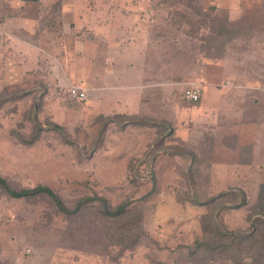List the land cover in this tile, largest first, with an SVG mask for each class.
<instances>
[{
    "label": "rangeland",
    "instance_id": "obj_1",
    "mask_svg": "<svg viewBox=\"0 0 264 264\" xmlns=\"http://www.w3.org/2000/svg\"><path fill=\"white\" fill-rule=\"evenodd\" d=\"M87 41L112 57L91 67ZM131 49L142 107L105 114L88 86L113 85ZM211 83L218 118L201 115ZM263 105L264 0H0V176L70 209L95 198L67 214L0 191V264H264V153L238 126L263 144Z\"/></svg>",
    "mask_w": 264,
    "mask_h": 264
},
{
    "label": "crops",
    "instance_id": "obj_2",
    "mask_svg": "<svg viewBox=\"0 0 264 264\" xmlns=\"http://www.w3.org/2000/svg\"><path fill=\"white\" fill-rule=\"evenodd\" d=\"M96 45L91 41H87L84 48V59L85 61L88 60L91 62V67L93 65L92 62H96L99 60L100 55H106L107 57H112L110 53L114 52V46L110 47V45L106 46L105 49L101 50H93ZM118 47H123V45L119 44ZM117 49V48H116ZM126 50V49H125ZM141 50V49H139ZM126 52V51H125ZM132 49L125 53V59H122V66L119 67V77H116V82L113 85L107 86L105 88H95V85L92 83L91 86H88L89 91L91 92L92 100L96 98H100L102 104H108V109L110 112H103L105 114L115 113L118 116L121 115H137L136 111H139L140 101L139 98L140 94L144 92L143 88L141 87V81L143 80L142 76L147 75L148 72L145 70V65L142 63L141 53L135 52L132 53ZM100 53V55H99ZM98 55V56H97ZM95 56V57H92ZM95 58V60H93ZM93 60V61H92ZM124 68V69H123ZM108 71L110 70L107 69ZM114 70V69H113ZM112 73V72H110ZM108 73V75H110ZM117 75V72H115ZM93 76V74H92ZM90 75H88L87 79H90ZM111 77V75H110ZM112 78V77H111ZM145 79V78H144ZM102 89V90H101ZM99 90V92L97 91ZM103 91V92H102ZM222 88L219 85L211 83V85L205 88L204 96L201 102V115L207 117L208 114L214 116V118L221 117L219 115V108H218V101L222 98ZM98 92L99 95L96 93ZM102 94V95H101ZM104 94V95H103ZM212 94V95H211ZM145 103V102H144ZM261 110H264V105L262 106ZM257 123L254 120H245L239 123V133L245 131L248 136H252V141L248 143L249 153L253 146V155L255 156L257 152L264 153V143L260 144L262 136L260 135V139L251 135L253 129L256 127ZM246 137L242 134L238 135V140H240V144L244 143V139ZM264 142V141H263ZM252 156V154H251ZM264 165V164H263ZM6 264V263H5ZM15 264H35V262H25V260H18L15 261Z\"/></svg>",
    "mask_w": 264,
    "mask_h": 264
},
{
    "label": "trees",
    "instance_id": "obj_3",
    "mask_svg": "<svg viewBox=\"0 0 264 264\" xmlns=\"http://www.w3.org/2000/svg\"><path fill=\"white\" fill-rule=\"evenodd\" d=\"M26 1H40V0H26ZM260 192H259V205L255 208L253 211V214L257 215L258 220H264V184L260 185ZM0 191H2L3 194L7 195L10 198H30V197H35L39 195H46L48 196L51 201L55 204V206L58 208V210L65 212L67 214H72L77 212L82 206L87 204L88 202H92L95 200V198L91 197H84L76 206L74 209H70L67 207L60 196L53 191L51 188L46 187V186H36L35 188H19V187H14L12 184H10L5 178L0 176ZM102 205L105 208V214L107 215H114V216H121L122 214L126 213L127 206L126 205H121L120 207H117L116 209H111L109 205L107 204V201L105 199H101ZM242 200L244 201L243 203H246V196L242 194ZM260 217V219H259ZM201 245H203L201 243Z\"/></svg>",
    "mask_w": 264,
    "mask_h": 264
},
{
    "label": "built area",
    "instance_id": "obj_4",
    "mask_svg": "<svg viewBox=\"0 0 264 264\" xmlns=\"http://www.w3.org/2000/svg\"><path fill=\"white\" fill-rule=\"evenodd\" d=\"M70 95L78 99L85 98V92L81 89L72 88L70 90ZM184 97L187 101L197 102L202 97V90L200 88H191L185 91Z\"/></svg>",
    "mask_w": 264,
    "mask_h": 264
}]
</instances>
